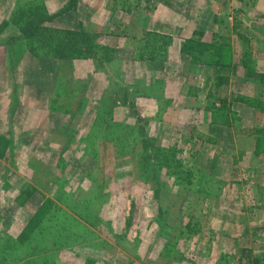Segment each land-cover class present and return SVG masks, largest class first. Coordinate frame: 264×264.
I'll list each match as a JSON object with an SVG mask.
<instances>
[{"label": "rangeland", "instance_id": "obj_1", "mask_svg": "<svg viewBox=\"0 0 264 264\" xmlns=\"http://www.w3.org/2000/svg\"><path fill=\"white\" fill-rule=\"evenodd\" d=\"M81 1L61 17L54 0L51 30L44 0H0L8 33L38 20L22 48L55 60L41 98L0 93V264H264V121L227 106L254 97L236 66L256 43L232 38L264 37V0H217L216 28L207 0Z\"/></svg>", "mask_w": 264, "mask_h": 264}, {"label": "crops", "instance_id": "obj_2", "mask_svg": "<svg viewBox=\"0 0 264 264\" xmlns=\"http://www.w3.org/2000/svg\"><path fill=\"white\" fill-rule=\"evenodd\" d=\"M84 1L85 0L81 1V3ZM119 1L120 0H99L97 2L92 1V3L87 5L88 8H83V11H85L86 13H102L106 11L107 12H110V11L117 12L119 10V12H121L120 7L127 6V8L130 7L129 9H126L127 12L130 11L132 13L139 14V12H137V10H139V7H136L137 8L136 10L134 6H131V4L132 5L136 3L138 4V0H125L126 4L122 2L119 3ZM159 1H160L159 6L157 3H154V8H155L154 12L165 11L164 8L166 7L170 8V10L171 8L174 9L172 6H174L175 2L179 0H159ZM232 1L234 2V0ZM44 2H45V7H46V10L49 16L46 15V17H44L43 20L39 21V23L44 22L41 25L50 26V29H51V27H54L55 16L59 14L61 15L63 13L61 17H64V14H68L70 12L67 9H64L65 11L63 10V8L67 5L69 0H63L61 9L64 12L59 13L57 15H54L55 13L53 9L55 5L54 0H44ZM237 3L239 5L241 4L240 1H238ZM181 4L182 2H180L179 6H182V5L185 7L187 6V3L186 4L183 3L182 5ZM244 4H246V2ZM189 6L191 7V10L197 8L196 5L192 6L191 3L189 4ZM260 9L264 11L263 7H261ZM239 10L242 11L241 8ZM203 11L210 14L212 26L216 28L217 25L213 23H214V17L219 15V13L217 12L218 11L217 0H214V1L207 0L206 5L203 8ZM147 18H150V17L145 16V19L143 20V23L141 25V28L143 29H149L151 28V25H153L154 21L150 22ZM28 24L32 26V21H27L24 26ZM33 24H34L33 27L36 29L38 27V20H33ZM9 26H7V23L3 22L2 19L0 20V93L4 92L7 94L8 88L10 91H13L14 86H18L20 88L22 83L24 84L26 83L32 86L33 87V89H31L32 92L33 93L36 92L38 93V95L40 94L39 96L41 98V95H43V93L47 91V88H45L46 85L44 84V81L49 75L53 74V71L52 69H49V66L52 65L55 60L53 59V57L51 58L38 57L36 51L32 50L31 48L29 50H27L26 48L25 49L22 48L24 44H27V41H30L29 40L30 37L28 38L23 34V32L21 31L22 28H20L19 30H15V32H11L10 30V34H9L8 33L10 29ZM245 27L246 26H243L244 28L243 30L246 29ZM161 28H163L162 25H161ZM164 28H166V26H164ZM258 28L260 27L256 25H252V24H249L248 26L249 30H254V29L256 30ZM245 31H241L240 33H237V36L232 38L233 41L237 42L238 45L242 46L241 49L243 47L245 49L244 43L245 44L256 43V46L254 47L255 49L253 51L254 57L252 54V57L250 60L253 63L252 68H248L247 70V68L245 67V64L242 65L241 62L238 63V65L236 66L237 67L236 76H238L239 81L240 80L243 82L248 81L246 83L239 84L237 94L239 95L238 96L239 98L243 97L242 94H245L244 92H247V90H249L250 88V90L253 89L252 92L254 94V97H252L251 100H246V101L236 100L232 102L228 100L229 102L227 106L230 107L233 111H236L238 118L241 119V122H243L247 128L253 129L256 127L259 128V126L256 125L257 122H260L259 118H263V121H264V80H263V77H264V53H263L264 52V37L254 36L251 39L249 36V40H252V42H250L245 37L246 35ZM8 37L10 38L11 41H13V43L10 44L11 42L10 41L8 43V46H6L5 44L8 41ZM208 41L210 42L211 40H208ZM5 48L8 49L9 59H7L6 57L7 52H5ZM15 49H18L17 54H14ZM261 50L263 52H261ZM239 64H241V66ZM233 65H234V62H232L231 67H233ZM22 70L24 72H22ZM223 73H226V74H223ZM222 75H229V74L227 71L223 70ZM231 75L233 76V71L231 72ZM22 76H25L24 77L25 79H22ZM26 76L30 80V83L26 82ZM36 82H38V84ZM261 108L263 109V112L260 113L259 109ZM249 118H251V120L249 121V124L246 125V120L247 119L249 120ZM226 131L228 133V128Z\"/></svg>", "mask_w": 264, "mask_h": 264}, {"label": "trees", "instance_id": "obj_3", "mask_svg": "<svg viewBox=\"0 0 264 264\" xmlns=\"http://www.w3.org/2000/svg\"><path fill=\"white\" fill-rule=\"evenodd\" d=\"M238 1H241V0H238ZM22 32H23V34L26 37L29 38V37H32V34H35L37 32V28L35 29L33 26H31L30 24H28V25L24 26ZM69 34H71V35L74 34L78 39H80V41H83V42L89 40L88 37H87V35H86V33L83 30H80L79 32L69 31ZM196 45H200L201 46V48H200L201 50L202 49L204 50V49H206V48H208V47L211 46V45H208V44L203 43V42L198 43ZM70 53H72L71 50L62 49V50H59V53H58V56L57 57L62 60L64 58H67L70 55Z\"/></svg>", "mask_w": 264, "mask_h": 264}]
</instances>
